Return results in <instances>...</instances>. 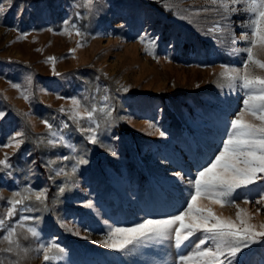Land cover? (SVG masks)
<instances>
[{
    "label": "rangeland",
    "instance_id": "1",
    "mask_svg": "<svg viewBox=\"0 0 264 264\" xmlns=\"http://www.w3.org/2000/svg\"><path fill=\"white\" fill-rule=\"evenodd\" d=\"M216 7L214 0H0V111L7 113L0 120V159L7 154L11 165L0 166V216L15 192L31 195L25 201L28 210L9 224L33 217L27 223L40 232L37 240L17 227L20 248L0 251V260L179 264L180 255L194 250L199 233L181 248L163 240L120 251L100 241L110 228L183 211L191 191L188 180L214 158L229 121L243 107L244 92L229 89L220 73L224 65L242 67L245 54L234 50L246 46L239 37L248 17L237 13L225 20ZM65 20L83 35L65 33ZM216 25L221 30H214ZM145 35L158 38L154 48L141 42ZM257 58L264 60V52ZM105 96L111 117L96 113L100 127L93 144L87 131H79L90 123L71 119V98L81 101L84 113L93 105L102 107ZM17 131L23 133L19 148L4 147ZM61 168L64 174L57 175ZM29 187L33 191L26 193ZM41 190L47 196L43 203L35 200ZM261 191L264 181L238 189L235 199L258 230L264 206L243 201L259 199ZM201 203L236 219L233 204ZM4 234L0 229V250L10 246ZM49 241L63 252L46 262L39 243ZM236 264H264V242L244 249Z\"/></svg>",
    "mask_w": 264,
    "mask_h": 264
},
{
    "label": "snow or ice",
    "instance_id": "2",
    "mask_svg": "<svg viewBox=\"0 0 264 264\" xmlns=\"http://www.w3.org/2000/svg\"><path fill=\"white\" fill-rule=\"evenodd\" d=\"M91 2L92 0H89V3ZM214 3L217 6L214 10L221 13L222 19H230L233 14L237 13H245L248 17L240 25L245 31L239 37L246 46L234 50L245 54V58L241 61L242 67L224 65V70L220 73L229 89L239 88L244 92L243 107L229 121L226 139L221 141L222 147L218 149L214 158H211L206 166L195 174L194 179L188 180L191 191L186 201V208L178 215H170L161 219H145L131 227L110 228L106 239L100 241L108 248L123 251L130 245L163 240H172L176 247L181 248L199 233L201 238L195 244L194 250L180 255L179 264H236L237 257L244 249L264 242V224H261L258 230L257 226L250 222L251 214L235 203L238 189H248L264 181V75H258L254 71L256 68L264 70V60L257 58L258 52H264V0H214ZM64 25V31L68 35L72 34L71 30H75L76 35H83L77 25L69 20H65ZM214 30H221L220 26L216 25ZM231 37L233 40L237 39L234 33ZM156 39L158 38H149L147 35L140 37L142 43L152 48L155 47ZM48 59L54 61L55 57ZM53 70H55L54 64ZM56 74L59 75V73ZM13 87L22 88L20 84H13ZM27 98L25 96V99ZM71 99L72 108L69 110L71 119L77 122L82 119L87 120L91 126L87 129L80 128L79 131H87L88 141L93 144L98 143L97 129L100 124L96 113L102 112L106 117H111L112 109L108 104L109 98L104 97L102 107L97 108L93 105L90 110L86 108L84 113L80 111L81 101L76 97ZM61 111L64 109L62 108ZM6 115L7 113L0 111V120ZM247 115L253 119H246ZM44 123L49 130H52L51 123L47 120ZM52 134L57 135L55 132ZM160 135L163 136L164 133L161 132ZM22 137V132H15L4 147L14 144L19 148L23 143ZM49 142L57 143L56 140ZM60 142L66 143L62 138ZM67 146L75 150L73 145L67 144ZM112 154L115 155V152ZM62 159L67 160L69 157L65 156ZM0 166L11 167L7 154L0 159ZM72 171H76L75 165ZM61 174H64L62 168L57 171V175ZM176 175L180 176L179 173ZM24 191L31 193L33 190L29 187ZM64 191L65 187L59 189L61 194ZM258 195L259 199L249 200L245 197L243 202L245 204L254 202L264 206V191ZM16 196H20V199H16ZM31 199V195H21V192H15L13 197L7 200L8 210L0 216V229L5 231L3 238L10 246L0 251L11 253L20 248L17 227L25 228L32 238L40 239V232L37 228L27 223L33 220V217L20 216L14 224L11 226L9 224L19 212L28 210L25 201ZM46 199L45 190L35 194L36 201L43 203ZM202 199L221 206L233 204L238 209L236 219L218 215L210 205L202 204ZM87 206L92 207V202L89 201ZM39 250L43 251V259L46 262L56 260L57 254L63 252L61 246L55 241H49L46 244L39 243ZM0 264H5L4 260H0ZM10 264H18V261H12Z\"/></svg>",
    "mask_w": 264,
    "mask_h": 264
}]
</instances>
